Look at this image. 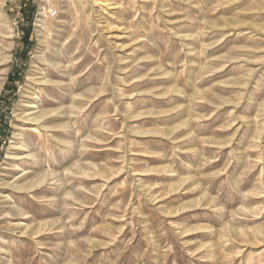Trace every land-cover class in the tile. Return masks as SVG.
<instances>
[{"label": "rangeland", "instance_id": "rangeland-1", "mask_svg": "<svg viewBox=\"0 0 264 264\" xmlns=\"http://www.w3.org/2000/svg\"><path fill=\"white\" fill-rule=\"evenodd\" d=\"M0 27V264H264V0H0Z\"/></svg>", "mask_w": 264, "mask_h": 264}, {"label": "bare ground", "instance_id": "bare-ground-1", "mask_svg": "<svg viewBox=\"0 0 264 264\" xmlns=\"http://www.w3.org/2000/svg\"><path fill=\"white\" fill-rule=\"evenodd\" d=\"M100 5H101V3H100ZM105 5H106V3H105ZM40 23H41V26L40 27L44 29V27H45V20L43 18H40ZM1 28L2 27H0V36L2 37V38H0V67H2V65H4L6 63V60L8 59V55L7 54L11 50L10 48L12 46L11 45V42H10V39L13 38V33L12 32L6 31V30L4 31ZM43 58H45V57L44 56L41 57V59L43 60L44 64H49V62L46 59L44 60ZM72 61H73V58H70L69 62H72ZM5 71H6V68L0 69V72H2V74ZM4 79H5L4 77L3 78L0 77V86H2V83H3V80ZM37 82H38L37 88L38 89L40 88V90H42V91H47L49 89L48 88V84L51 83V81L48 80V79H46V80L39 79V80H37ZM79 96H81V95H79ZM29 98H30V100L29 101L26 100L27 101V104L23 106L22 112L20 114L21 115L20 118H21V121H22L21 127H28V128H30L27 131L28 133H30L32 135H37V138H35L36 140L44 141V137H48V135L53 136V134L51 133L52 130L48 127V121H49V118L51 116H53V113L56 112V110H50V109H44V108H42L45 103L48 104V101L45 100V101H43L41 103H38V99H37V97L35 95H32V96L29 95ZM43 132H44V135H43ZM20 144H21V146H19L17 148L18 151H15V152H17V154H16V156L14 158L15 160L13 162V163L17 164L18 166L17 167L16 166H13L12 167V170H15L16 171L13 175H11V176H14L15 177L14 178V181H7L4 185L7 186L8 188L10 187L11 189H13L15 191H20V192H23L24 191V192H27V191H31L33 189L32 187L34 186V184H30V183H27V182H25L23 184H20L18 182H19V179H20V176L21 175H22L21 176V179H24V177L26 176V174H28V172L25 171V170L27 168V165H29V163H30V157L31 156H34V155H33V152H32L31 149H29V150L27 149L28 148V145L26 144V141H25V139L23 137L20 140ZM12 172L13 171H11V173ZM18 172L19 173L22 172V174H19L18 176H16V174ZM47 175H48V173H47ZM14 196L19 197V194H15ZM4 201L5 202L8 201V196H5ZM26 214H27V212L22 211V210H18V212L16 213V218H14V214H11L10 212H8L5 215V219L8 222L9 226L11 228L18 229V230L21 231L20 236H22V235H25V236L31 235V233H29V226L27 224L25 225L23 223V221H26V220L29 219V216H27ZM14 220L17 221V223L16 224H11V222L14 221ZM24 227H25V229H24ZM5 252L6 251L3 250V247L0 246V255L1 254L4 255Z\"/></svg>", "mask_w": 264, "mask_h": 264}, {"label": "trees", "instance_id": "trees-1", "mask_svg": "<svg viewBox=\"0 0 264 264\" xmlns=\"http://www.w3.org/2000/svg\"><path fill=\"white\" fill-rule=\"evenodd\" d=\"M27 36H29V34H27Z\"/></svg>", "mask_w": 264, "mask_h": 264}]
</instances>
